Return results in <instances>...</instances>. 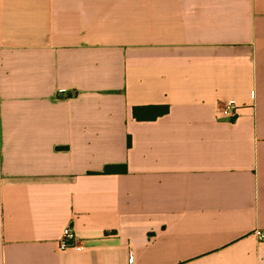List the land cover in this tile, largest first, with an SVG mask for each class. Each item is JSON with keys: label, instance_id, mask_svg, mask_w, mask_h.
Instances as JSON below:
<instances>
[{"label": "crops", "instance_id": "1", "mask_svg": "<svg viewBox=\"0 0 264 264\" xmlns=\"http://www.w3.org/2000/svg\"><path fill=\"white\" fill-rule=\"evenodd\" d=\"M257 230L264 0H0V264H264Z\"/></svg>", "mask_w": 264, "mask_h": 264}, {"label": "built area", "instance_id": "2", "mask_svg": "<svg viewBox=\"0 0 264 264\" xmlns=\"http://www.w3.org/2000/svg\"><path fill=\"white\" fill-rule=\"evenodd\" d=\"M220 109L224 115L234 116L237 106L233 102H224L221 104ZM254 236L258 242H264V230L255 231ZM57 246L58 250L60 251H64L70 248H80L76 244L75 234L70 227H66L63 230Z\"/></svg>", "mask_w": 264, "mask_h": 264}, {"label": "trees", "instance_id": "3", "mask_svg": "<svg viewBox=\"0 0 264 264\" xmlns=\"http://www.w3.org/2000/svg\"><path fill=\"white\" fill-rule=\"evenodd\" d=\"M167 112V106H146L133 108L132 115L138 121H149L154 120L157 117L163 116ZM127 145H130L129 141ZM105 172H108V170L106 169Z\"/></svg>", "mask_w": 264, "mask_h": 264}]
</instances>
